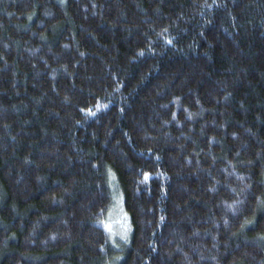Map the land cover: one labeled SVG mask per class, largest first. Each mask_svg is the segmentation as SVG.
Masks as SVG:
<instances>
[{
    "label": "trees",
    "instance_id": "1",
    "mask_svg": "<svg viewBox=\"0 0 264 264\" xmlns=\"http://www.w3.org/2000/svg\"><path fill=\"white\" fill-rule=\"evenodd\" d=\"M0 264H264V0H0Z\"/></svg>",
    "mask_w": 264,
    "mask_h": 264
},
{
    "label": "rangeland",
    "instance_id": "2",
    "mask_svg": "<svg viewBox=\"0 0 264 264\" xmlns=\"http://www.w3.org/2000/svg\"><path fill=\"white\" fill-rule=\"evenodd\" d=\"M107 228L113 239L126 240L129 234L128 217L123 211L121 197L115 192V202L107 223Z\"/></svg>",
    "mask_w": 264,
    "mask_h": 264
}]
</instances>
